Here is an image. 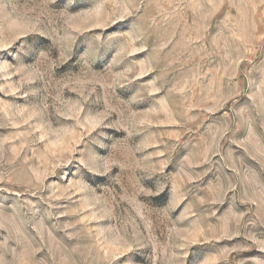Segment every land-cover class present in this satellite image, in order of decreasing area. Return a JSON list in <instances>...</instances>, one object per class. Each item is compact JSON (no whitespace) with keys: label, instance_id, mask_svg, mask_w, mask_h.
<instances>
[{"label":"rangeland","instance_id":"374dc122","mask_svg":"<svg viewBox=\"0 0 264 264\" xmlns=\"http://www.w3.org/2000/svg\"><path fill=\"white\" fill-rule=\"evenodd\" d=\"M0 264H264V0H0Z\"/></svg>","mask_w":264,"mask_h":264}]
</instances>
